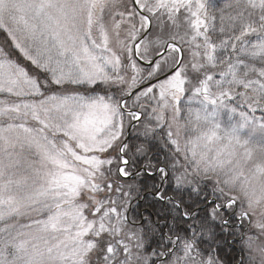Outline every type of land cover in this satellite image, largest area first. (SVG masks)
Wrapping results in <instances>:
<instances>
[{
  "label": "snow or ice",
  "instance_id": "1",
  "mask_svg": "<svg viewBox=\"0 0 264 264\" xmlns=\"http://www.w3.org/2000/svg\"><path fill=\"white\" fill-rule=\"evenodd\" d=\"M0 264H264V0H0Z\"/></svg>",
  "mask_w": 264,
  "mask_h": 264
},
{
  "label": "trees",
  "instance_id": "2",
  "mask_svg": "<svg viewBox=\"0 0 264 264\" xmlns=\"http://www.w3.org/2000/svg\"><path fill=\"white\" fill-rule=\"evenodd\" d=\"M0 39H3V33H0Z\"/></svg>",
  "mask_w": 264,
  "mask_h": 264
}]
</instances>
